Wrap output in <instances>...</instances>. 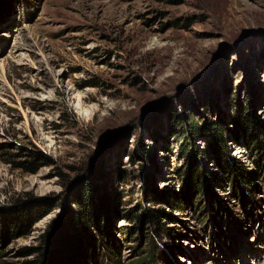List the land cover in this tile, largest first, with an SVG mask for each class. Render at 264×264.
Wrapping results in <instances>:
<instances>
[{
    "label": "rangeland",
    "instance_id": "obj_1",
    "mask_svg": "<svg viewBox=\"0 0 264 264\" xmlns=\"http://www.w3.org/2000/svg\"><path fill=\"white\" fill-rule=\"evenodd\" d=\"M5 1L0 264L50 251L84 188L109 213L116 246L109 256L94 251L87 264H264V162L255 136L226 133L223 155L241 173L233 181L205 139L176 123L230 127L249 111L264 120V0ZM79 95L84 110L97 109L89 118ZM189 166L203 172L210 198L179 207L174 195ZM154 190L175 208L145 202ZM140 203L174 219L138 230ZM82 229L76 235L85 239Z\"/></svg>",
    "mask_w": 264,
    "mask_h": 264
},
{
    "label": "trees",
    "instance_id": "obj_2",
    "mask_svg": "<svg viewBox=\"0 0 264 264\" xmlns=\"http://www.w3.org/2000/svg\"><path fill=\"white\" fill-rule=\"evenodd\" d=\"M2 6L8 8L9 2L4 0ZM243 113H238L234 119H232V126L223 128L218 126L202 127L199 124L192 125L191 123L187 125L184 121H180L179 119L176 120V123L181 128V132L184 131L187 134H192L193 137L201 135L205 139L209 152L214 158L216 164L221 167L226 175L233 181L240 178L241 173L237 164L227 161V158L223 155L227 132L232 133L234 135L233 140L236 141L238 138H236L235 135L239 130L245 131L246 134L254 135L257 140V145L261 149L259 158L262 159H260V161L264 162V120L255 116L253 112L249 111ZM175 134L179 136L178 131H175ZM180 147H182L181 154L186 159L188 150L183 149L184 143L180 145ZM181 174L185 180H183L182 188L174 195L177 206L185 204L186 201H196L201 197L202 193L204 194L205 199H207V195L208 198H210L208 194L209 189L204 183V175L200 168L189 166L186 167ZM213 174L215 175L217 172H214ZM216 178L220 179L218 176ZM144 201L151 202L153 205L167 203L170 207L175 208L174 205H171L172 202L170 203L162 194L155 190L145 192ZM210 201L212 200L210 199ZM74 202L77 208L74 212V219L66 225V232H57L53 239L50 251H47L46 248L44 250L37 249L38 251H34V254L38 255L36 256V259L27 261L25 264H87L89 262L88 259L94 251L100 253L101 250H105L108 252V256L111 253H114L112 248H116V246L110 238V235H112L111 229L114 224L111 222L110 215L106 212L107 210L100 206V204H95L91 200L88 188H84L81 193H78ZM137 210V213H135V227L138 230H141L145 227V224L147 225V223L150 222H154L162 227L165 225V223H163L164 220L170 221L174 219L173 215L167 211L166 208L154 209V207H147L140 203ZM44 214L45 213L38 216L35 221L41 218V216H44ZM81 226L83 227L82 230L86 231V237L90 234L89 239H86L85 237V240L84 238L82 239L77 236H84L83 231L78 230ZM62 227L64 229L63 225ZM67 227H69L70 230ZM127 232L129 233V231ZM151 240L153 241L155 253H158V257L162 258L165 263H168L167 258L165 257V252H162V250L161 252L158 251L159 246L154 241V237H151ZM91 246L93 247L92 251Z\"/></svg>",
    "mask_w": 264,
    "mask_h": 264
},
{
    "label": "bare ground",
    "instance_id": "obj_3",
    "mask_svg": "<svg viewBox=\"0 0 264 264\" xmlns=\"http://www.w3.org/2000/svg\"><path fill=\"white\" fill-rule=\"evenodd\" d=\"M77 99H78V103H79V110L82 111V115H84V116H86V117L89 118V116H91L93 113H95V112L97 111L96 108H91V109H89V110H84V104H83L84 101H85V97H84V96L79 95V96L77 97ZM79 114H80V113H79Z\"/></svg>",
    "mask_w": 264,
    "mask_h": 264
}]
</instances>
